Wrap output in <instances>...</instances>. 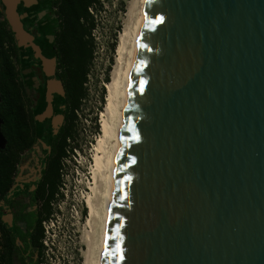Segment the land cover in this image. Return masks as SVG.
Listing matches in <instances>:
<instances>
[{
  "label": "water",
  "instance_id": "obj_1",
  "mask_svg": "<svg viewBox=\"0 0 264 264\" xmlns=\"http://www.w3.org/2000/svg\"><path fill=\"white\" fill-rule=\"evenodd\" d=\"M101 264H264V0H147Z\"/></svg>",
  "mask_w": 264,
  "mask_h": 264
},
{
  "label": "flooded vegetation",
  "instance_id": "obj_2",
  "mask_svg": "<svg viewBox=\"0 0 264 264\" xmlns=\"http://www.w3.org/2000/svg\"><path fill=\"white\" fill-rule=\"evenodd\" d=\"M24 15V31L48 62L29 44L17 43L22 52L13 58L12 109L7 120L0 117V264H43L48 252L52 255L43 224L58 215L66 187L64 162L77 148L71 138L64 141L68 106L59 64L37 43L40 26L27 29ZM44 15L40 12L37 18ZM52 41L49 37L48 43ZM62 149L66 156H60Z\"/></svg>",
  "mask_w": 264,
  "mask_h": 264
},
{
  "label": "trees",
  "instance_id": "obj_3",
  "mask_svg": "<svg viewBox=\"0 0 264 264\" xmlns=\"http://www.w3.org/2000/svg\"><path fill=\"white\" fill-rule=\"evenodd\" d=\"M107 0H37V3L26 8L23 3L17 6L18 15L27 14L25 27L40 26L41 35L38 44L44 46L49 56L55 58L60 69L59 77L65 90V104L68 106V126L64 135L74 140L78 111L87 96L86 85L90 66L95 53V35L99 27L100 12ZM0 117L7 120L12 109V83L15 77L13 58L22 52L18 41L5 18L0 0ZM45 12L43 18L37 14ZM53 41L48 43V38ZM117 38L111 44L114 53ZM113 59H111V64ZM109 81V75L105 83ZM105 89L102 90L101 104L104 105ZM96 126L95 132L99 129ZM66 146V144H65ZM60 156H66L62 149Z\"/></svg>",
  "mask_w": 264,
  "mask_h": 264
},
{
  "label": "rangeland",
  "instance_id": "obj_4",
  "mask_svg": "<svg viewBox=\"0 0 264 264\" xmlns=\"http://www.w3.org/2000/svg\"><path fill=\"white\" fill-rule=\"evenodd\" d=\"M107 1L100 12L99 27L94 33L95 53L86 85L88 96L77 114L76 134L72 140L77 148L66 154L69 158L64 162L63 182L66 187H63L61 192L63 200L59 204L58 215L53 219V223H45L46 231H49L45 240L53 253L51 255L48 252L49 257H44L41 261L43 264L83 263L82 254L85 248L82 237L87 215L84 200L89 193L87 184L90 180V151L98 136L95 129L99 125L100 113L104 107L101 98L102 90L105 89V78L113 65L111 59L114 62L115 51L113 53L110 47L115 37L118 40L131 2V0ZM50 243L53 246H50Z\"/></svg>",
  "mask_w": 264,
  "mask_h": 264
},
{
  "label": "bare ground",
  "instance_id": "obj_5",
  "mask_svg": "<svg viewBox=\"0 0 264 264\" xmlns=\"http://www.w3.org/2000/svg\"><path fill=\"white\" fill-rule=\"evenodd\" d=\"M147 0H131L118 35L114 62L105 84L99 133L91 148L82 264H101L109 218L127 91Z\"/></svg>",
  "mask_w": 264,
  "mask_h": 264
},
{
  "label": "built area",
  "instance_id": "obj_6",
  "mask_svg": "<svg viewBox=\"0 0 264 264\" xmlns=\"http://www.w3.org/2000/svg\"><path fill=\"white\" fill-rule=\"evenodd\" d=\"M43 226H44V228H45V230H46L45 223L43 224Z\"/></svg>",
  "mask_w": 264,
  "mask_h": 264
}]
</instances>
